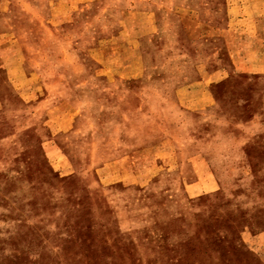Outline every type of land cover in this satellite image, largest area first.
<instances>
[{
    "label": "rangeland",
    "instance_id": "1",
    "mask_svg": "<svg viewBox=\"0 0 264 264\" xmlns=\"http://www.w3.org/2000/svg\"><path fill=\"white\" fill-rule=\"evenodd\" d=\"M0 264H264V0H0Z\"/></svg>",
    "mask_w": 264,
    "mask_h": 264
}]
</instances>
